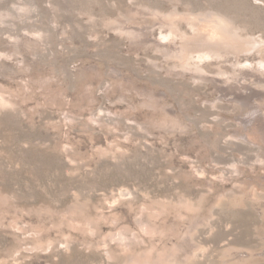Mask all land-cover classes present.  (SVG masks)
<instances>
[{
    "label": "rangeland",
    "instance_id": "obj_1",
    "mask_svg": "<svg viewBox=\"0 0 264 264\" xmlns=\"http://www.w3.org/2000/svg\"><path fill=\"white\" fill-rule=\"evenodd\" d=\"M0 264H264V0H0Z\"/></svg>",
    "mask_w": 264,
    "mask_h": 264
}]
</instances>
